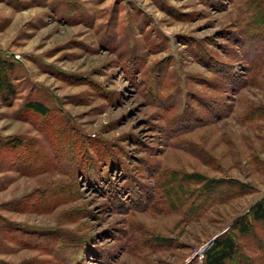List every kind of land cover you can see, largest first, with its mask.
Wrapping results in <instances>:
<instances>
[{
  "label": "rangeland",
  "instance_id": "374dc122",
  "mask_svg": "<svg viewBox=\"0 0 264 264\" xmlns=\"http://www.w3.org/2000/svg\"><path fill=\"white\" fill-rule=\"evenodd\" d=\"M0 55V264H203L264 198V0H0Z\"/></svg>",
  "mask_w": 264,
  "mask_h": 264
},
{
  "label": "trees",
  "instance_id": "16d2710c",
  "mask_svg": "<svg viewBox=\"0 0 264 264\" xmlns=\"http://www.w3.org/2000/svg\"><path fill=\"white\" fill-rule=\"evenodd\" d=\"M17 62L13 57L0 55V101L8 103L16 95V71ZM28 111L40 116L48 115L49 109L41 102L31 101L25 105ZM231 227L235 231L231 235L224 233L217 237L214 244L205 251L203 264H229L241 255V246L238 239H252L254 241L251 251L264 254V198L252 206L249 211L236 218ZM245 256V255H244ZM242 264H264V258L260 261L256 258L245 256Z\"/></svg>",
  "mask_w": 264,
  "mask_h": 264
},
{
  "label": "water",
  "instance_id": "95a60500",
  "mask_svg": "<svg viewBox=\"0 0 264 264\" xmlns=\"http://www.w3.org/2000/svg\"><path fill=\"white\" fill-rule=\"evenodd\" d=\"M216 238H217V237H215L213 240H211V242L208 244V247H209L210 245H212V243L215 241Z\"/></svg>",
  "mask_w": 264,
  "mask_h": 264
},
{
  "label": "built area",
  "instance_id": "2783aa9c",
  "mask_svg": "<svg viewBox=\"0 0 264 264\" xmlns=\"http://www.w3.org/2000/svg\"><path fill=\"white\" fill-rule=\"evenodd\" d=\"M14 57H15L14 59H15L16 61L19 60V56H14Z\"/></svg>",
  "mask_w": 264,
  "mask_h": 264
}]
</instances>
